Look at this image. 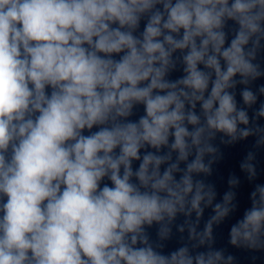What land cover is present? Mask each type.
<instances>
[{"label":"clouds","instance_id":"1","mask_svg":"<svg viewBox=\"0 0 264 264\" xmlns=\"http://www.w3.org/2000/svg\"><path fill=\"white\" fill-rule=\"evenodd\" d=\"M242 257L264 264V0H0V264Z\"/></svg>","mask_w":264,"mask_h":264}]
</instances>
